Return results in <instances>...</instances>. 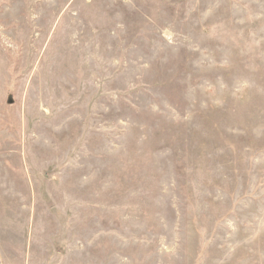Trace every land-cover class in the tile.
<instances>
[{"label":"rangeland","instance_id":"rangeland-1","mask_svg":"<svg viewBox=\"0 0 264 264\" xmlns=\"http://www.w3.org/2000/svg\"><path fill=\"white\" fill-rule=\"evenodd\" d=\"M0 264H264V0H0Z\"/></svg>","mask_w":264,"mask_h":264}]
</instances>
